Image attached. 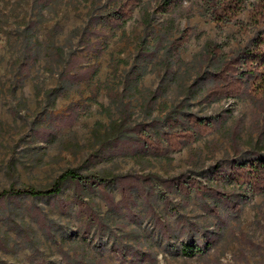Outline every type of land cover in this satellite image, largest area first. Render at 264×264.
Listing matches in <instances>:
<instances>
[{
  "label": "rangeland",
  "instance_id": "1",
  "mask_svg": "<svg viewBox=\"0 0 264 264\" xmlns=\"http://www.w3.org/2000/svg\"><path fill=\"white\" fill-rule=\"evenodd\" d=\"M255 1L0 0V193L112 175L1 195L0 264H264Z\"/></svg>",
  "mask_w": 264,
  "mask_h": 264
},
{
  "label": "trees",
  "instance_id": "2",
  "mask_svg": "<svg viewBox=\"0 0 264 264\" xmlns=\"http://www.w3.org/2000/svg\"><path fill=\"white\" fill-rule=\"evenodd\" d=\"M247 0H205L209 10H212V15L217 22L230 21L237 19L241 10H243ZM163 8H166L169 4L168 1L164 2ZM242 29H248L250 26H257L264 23V0H256L252 3V8L249 12V21H239ZM188 33H184L183 36L175 42L176 49L181 48L188 39ZM208 53L214 54L217 50V46L212 43L207 45ZM242 59L240 62L244 64L249 70H259L264 68V31H262L254 42V46L250 49H246L240 56ZM234 66L233 60H227L221 67L220 73L230 70ZM191 132V131H190ZM188 130L184 131L185 136H189ZM255 165H249L245 169V172L254 178H264V158H260V161L254 163ZM108 176H112L109 173L105 175H99L96 173L85 175L79 172L75 168H68L63 171L54 181V183L46 188H36L34 186H24L21 188L11 187L0 193L1 195H31V196H49L58 194L63 189L64 184L70 180L76 181H89L93 184L107 183L110 179ZM189 247H185L187 250ZM192 248V247H191Z\"/></svg>",
  "mask_w": 264,
  "mask_h": 264
}]
</instances>
